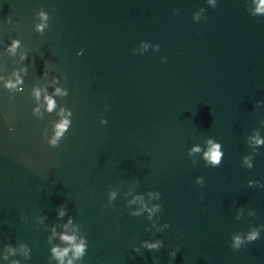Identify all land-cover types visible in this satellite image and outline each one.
<instances>
[{
    "label": "water",
    "instance_id": "1",
    "mask_svg": "<svg viewBox=\"0 0 264 264\" xmlns=\"http://www.w3.org/2000/svg\"><path fill=\"white\" fill-rule=\"evenodd\" d=\"M250 7L252 0H218L215 9L207 0H0V22H18L0 26V42L20 39L30 55L25 93L0 91L14 129L0 117V247L25 241L33 246L30 264H47L38 217L54 219L67 202L89 240L84 264H153L154 257L161 264H264V238L238 252L229 247L233 233L264 225V189L247 187L250 179L264 182V148L253 169L241 167L251 152L246 136L264 133V108L255 107L264 100V18L251 17ZM41 8L52 17L43 36L34 31ZM201 8L207 20L195 23ZM141 41L160 44V52L133 55ZM45 61L69 90L60 103L74 113L58 148L42 138L56 117H33L28 95ZM19 66L18 58H0L5 74ZM209 137L225 152L216 169L202 160L194 166L187 155ZM148 190L162 193L160 222L171 227L155 237L164 240L159 252L137 254L133 248L154 237L146 218L128 215L126 202L129 192ZM109 191L119 197L105 209ZM234 204L245 207L239 221Z\"/></svg>",
    "mask_w": 264,
    "mask_h": 264
},
{
    "label": "clouds",
    "instance_id": "2",
    "mask_svg": "<svg viewBox=\"0 0 264 264\" xmlns=\"http://www.w3.org/2000/svg\"><path fill=\"white\" fill-rule=\"evenodd\" d=\"M208 6L215 9L218 5V0H207ZM253 7L247 9L248 14L257 18H264V0H252ZM205 9L201 8L199 11L193 13V21L200 23L202 20H207L204 15ZM178 11L174 10L173 15H178ZM52 17L44 8L36 12V22L34 24V31L41 36L45 34L50 26ZM8 25L18 26V22L11 18H6L0 22ZM161 50L160 44H153L149 41H141L138 47H133L131 52L133 55L143 56L149 51L159 53ZM78 56L84 55V50L81 49ZM9 56L13 59L18 58L19 67L13 68L10 72L5 74V69L0 67V91L8 92L10 97L16 94L25 93L26 79L29 77L30 64L29 53L24 49V44L20 39L13 38L7 45L0 42V58ZM162 63H167V57L162 58ZM34 64V60L33 63ZM61 76L50 73L48 62L45 61L42 75L39 76L38 82L34 83L30 91L29 97L33 101L31 114L37 120H41L46 116H55L56 119L51 121L50 127L43 129V141L50 148H58L61 142L66 138L70 132L73 124V111L60 103L61 99L69 96V90L61 83ZM43 80L45 83L41 84L39 81ZM256 108H264V100L256 102ZM107 111V109H105ZM0 117L8 126V130L14 131L8 115L2 107H0ZM100 124L106 126L108 120L106 118L100 119ZM264 127V120L260 121ZM245 143L251 152L244 155L241 160V167L251 170L255 167V157L259 156L260 149L264 148V133L259 129L246 136ZM192 164L195 166L202 160L205 167L219 168L225 158L223 144L218 142L215 137H209L203 145L193 144L187 152ZM198 158V159H197ZM31 163V161H27ZM139 182V180H137ZM195 184L199 188H205V178L199 176L196 178ZM248 188L264 189V182L260 180H248ZM130 199L126 202L128 215L135 218L144 217L148 221L146 231L151 233L152 239H144L138 246L133 248L137 254L142 250L150 252H159L164 247V240L157 237L158 234L165 232L171 227L170 223H161V214L164 211L162 204V193L159 190H148L147 192H129ZM119 193L116 191H109L107 201L104 208H114L115 201L118 199ZM203 199V195H201ZM233 207L236 210L237 221L241 220L245 213V207ZM248 216L256 215V211L249 209ZM20 219L27 223L26 217L22 214ZM44 226L45 239L48 245L47 264H84L85 258L89 251V240L84 232H82L80 223L77 222L76 216H73L68 208L67 202L61 203L55 208V218L50 220L47 214H41L38 217V225ZM264 225H257L248 228L244 232H235L231 235L229 247L233 251H240L246 245L252 244L257 240L264 238ZM180 250L174 249L169 251L170 261H174L177 253ZM33 260V246L25 241L14 243H2L0 247V264H30ZM153 264H161L158 257H154Z\"/></svg>",
    "mask_w": 264,
    "mask_h": 264
}]
</instances>
